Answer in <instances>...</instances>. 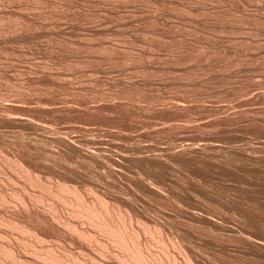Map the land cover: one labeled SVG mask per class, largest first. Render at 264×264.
<instances>
[{
    "label": "rangeland",
    "instance_id": "rangeland-1",
    "mask_svg": "<svg viewBox=\"0 0 264 264\" xmlns=\"http://www.w3.org/2000/svg\"><path fill=\"white\" fill-rule=\"evenodd\" d=\"M0 151V189L9 199L0 204V216L36 225L47 239L42 245L19 229L16 233V227L8 230L12 227L0 219V264L10 260L2 254L7 243L35 264H67L33 253L37 247L47 253V246L57 243L59 251L73 249L90 264L114 259L94 244L86 250L85 241L65 230L39 226L38 218L48 215L47 209L52 213L49 204L59 201L49 195L41 203L32 199L30 211L21 206L19 191L34 197L42 188L8 166L7 160L19 159L47 183L93 188L121 206L137 208L151 225L162 223L169 235L174 224L203 242L209 229H198L194 211L203 222L216 220L249 235L252 241L245 244L239 232L238 240L222 243L249 250L254 245L256 253L258 242H264V0H0ZM121 152L130 155L126 172L114 164L121 162ZM154 183L161 188L154 185L153 193L141 187ZM176 195L182 207L173 202ZM69 210L60 203L61 214L68 216ZM141 237L163 255L165 247L155 238ZM211 246L207 254L194 252L202 264L230 263ZM173 249L170 253L184 264ZM209 254L215 260L212 255L207 261ZM239 256L231 263H243ZM252 260L249 264L259 263Z\"/></svg>",
    "mask_w": 264,
    "mask_h": 264
},
{
    "label": "bare ground",
    "instance_id": "bare-ground-1",
    "mask_svg": "<svg viewBox=\"0 0 264 264\" xmlns=\"http://www.w3.org/2000/svg\"><path fill=\"white\" fill-rule=\"evenodd\" d=\"M5 106V105H4ZM5 108V107H4ZM29 120V119H28ZM33 121V120H32ZM37 122V121H36ZM33 123V122H32ZM37 123H39V122H37ZM34 124V123H33ZM48 125V124H47ZM37 127H39V126H37ZM42 127V126H41ZM51 129V128H50ZM110 131V130H109ZM110 142V141H109ZM138 142V141H137ZM113 143V142H112ZM131 143V142H130ZM120 144V143H119ZM111 145V144H110ZM115 145V144H114ZM126 145V144H125ZM131 145V144H130ZM138 145V144H137ZM109 146V145H108ZM133 146H135V145H133ZM103 147H105V146H103ZM123 147V146H122ZM142 147V146H141ZM111 148V147H110ZM139 148V147H138ZM100 149V148H99ZM98 149V150H99ZM109 149V148H108ZM122 149V148H121ZM128 149V148H127ZM131 149H132V147H131ZM104 150H106V149H104ZM110 150V149H109ZM112 150V149H111ZM117 150V149H116ZM116 150H115V152H116ZM143 150V149H142ZM145 150V149H144ZM119 151V150H118ZM124 151V150H123ZM138 151V150H137ZM1 152V151H0ZM99 152V151H98ZM103 152V151H102ZM125 152V151H124ZM2 153V152H1ZM109 153H111V152H109ZM143 153V152H142ZM89 154V153H88ZM87 154V155H88ZM91 154V153H90ZM99 154V153H98ZM105 154V153H104ZM118 154V153H117ZM143 154H145V153H143ZM52 155V154H51ZM85 155V154H84ZM101 155V154H100ZM113 155V154H112ZM115 155V154H114ZM113 155V156H114ZM121 156V162H116V163H114L117 167H119L120 169H121V171L122 170H124L125 168H124V163H126L125 161H127L128 160V158H129V156H128V154H126V153H122L121 152V154H120ZM4 156V155H3ZM2 156V157H3ZM7 156V155H6ZM86 156V155H85ZM91 156H93V155H91ZM87 158H88V156H86ZM94 157H95V155H94ZM101 157V156H100ZM137 157V156H136ZM138 157H139V155H138ZM18 158V157H17ZM93 158V157H92ZM98 158V157H97ZM106 158V157H105ZM110 158V157H109ZM142 158V157H141ZM19 159V158H18ZM84 159V158H83ZM102 158H100V160H101ZM117 159V158H116ZM150 159V158H149ZM0 160H1V157H0ZM6 160V159H5ZM23 160V159H22ZM21 160V161H22ZM85 160H87V159H85ZM95 160V159H94ZM96 160H98V159H96ZM134 160V159H133ZM139 160V159H138ZM78 161H80V160H78ZM89 161V160H88ZM105 161H106V159H105ZM109 161V160H108ZM115 161V160H114ZM119 161V160H118ZM128 161H130V160H128ZM1 162V161H0ZM3 162V161H2ZM7 162H9V165L8 166H10L11 168H13V170L14 171H17V173H18V175L19 174H21V175H23V179H25L24 177H26L27 178V180L29 181V183H31V186H32V184L34 185L35 184V186H39L40 188H42V192L40 193V194H38V195H35V193H34V197L32 196V194L30 193H27V192H24V193H20V191H19V193L17 194L16 192V194H17V197H18V199L19 200H17V201H19L20 202V204H21V206L22 207H24L25 209H27L28 211H30L28 208H30V202H31V200L32 199H35V200H38V201H40V203H41V201L42 202H44V200H46L47 199V196H52V197H54V199H57L61 204H65V205H68V206H70V210L69 211H67V212H69L70 214L67 216V215H64V214H61L60 213V203L58 204V203H56V202H54V200H53V202H49L50 204L49 205H51V209H52V213L50 212L51 210H48L47 209V212L49 211V213H48V215H47V213H45L44 214V218H42V217H39L38 218V220L37 221H39V226H43L44 228H46V229H50L49 231H52V229H56V230H59V232H60V230L62 231H67L69 234H71L70 236L74 239V240H78V241H81V242H83V241H85V242H83V243H87V245L86 246H88L87 247V249L86 250H89L88 248H90L89 246H92L93 244L94 245H96L98 248H99V252L101 251V253L102 254H104V255H108V254H110L111 255V257L113 256L114 257V259H113V261H111L113 264H182V263H178L177 262V257L175 256V254H171L170 253V250L172 249V248H174L175 250H178V256L179 255H181V258L183 259V261H184V264H202V263H204V261L203 262H200L199 260L200 259H197V258H199V257H196V255L194 254V252L196 251V250H202V249H204V251H202V252H205V250L207 249V248H210V245H215V246H211V247H216V246H218L219 247V249H217L218 247H216V249L218 250V251H220V253L218 254L219 256H221L222 254L224 255H222L223 257H227V259H228V261L227 260H225V258H222V257H220V258H222V259H224L222 262H224V261H227V262H229L230 261V263L229 264H232L231 262H234V261H237V258H238V256L240 255V254H242L241 256L243 257V259H245L244 261H242L240 258V256H239V260L241 261V262H243V263H239L240 261H238L237 263H239V264H244L245 263V261H247L246 263L247 264H249V262H251V261H249V260H252V256L254 255V257H253V259L256 257V259H254V260H257L259 263H257V261H256V263L257 264H264V253H260V250L262 249V251L264 252V242L263 243H261L260 241L258 242V247L259 248H261V249H259V248H257L256 249V253L253 251V252H251V250H255L254 248H256L254 245H252L253 247V249H251V247H250V250L247 248V247H249V246H244V244H245V242H246V240H248V241H252V238L249 236V235H244V234H242V235H244V236H241V233H244V232H239L240 234H239V236L240 237H244L245 238V241H244V239L242 240V238H240V237H238L239 239H241V242H243L244 241V244H242L244 247H245V249H244V251L242 250V249H240V248H237V245H235L234 247L233 246H231L230 245V242H229V244H226L228 241H231V243H232V240H233V238L234 239H237V238H235L234 236H237L238 234V232H235V231H237V230H234L233 231V229H228V227L226 226V228L223 226V224L222 223H215V221L214 222H211V221H206L207 223H208V226L207 225H205L204 223H206V222H203V216H201V215H197L194 211H192L193 213H192V215H193V218L194 219H196L197 220V222H198V224H195L197 227H198V229L199 228H202V230H203V228H204V230H208L207 232H204V235L206 234V236H203V237H205V239H203V237L201 238L202 240H203V242L202 241H200L201 242V244H200V242H199V240H198V237L199 236H197L193 231H191L190 229L189 230H187V231H181V229H178L176 226H174V224H169L170 225V229L173 231L172 232V235H169V233L167 232V231H165V229H164V227L161 225V224H154V225H151L148 221H146V220H144L138 213H137V211H136V209H134V207L133 206H129V207H126V206H121L119 203H117V202H115V201H113V200H111L110 198L108 199L107 198V196H105L104 194H101L99 191H96V190H94L93 188L92 189H87V190H83L82 188H80V187H82V186H76L75 184H68V183H66V182H63V183H61V182H58L57 181V183L55 182L54 184L52 183H47V181L45 182V181H43V180H41L40 179V177H39V175L37 176V175H35L31 170H29V168H27V167H25L24 165H25V163H21L20 162V159H19V161L18 160H12V161H10V160H7ZM26 162V161H25ZM85 162V161H84ZM143 162V161H142ZM148 162V161H147ZM6 163V162H5ZM88 163V162H87ZM91 163V162H90ZM89 163V164H90ZM98 163V162H97ZM102 163V162H101ZM133 163V162H132ZM1 164V163H0ZM31 164V163H30ZM76 164V163H75ZM83 164H85V163H83ZM131 164V163H130ZM141 164V163H140ZM27 165V164H26ZM32 165V164H31ZM38 165V164H37ZM108 165V164H107ZM115 165H113V164H111V166H115ZM126 165V164H125ZM133 165V164H132ZM143 165H145V163L143 164ZM2 166V165H1ZM5 166H7V165H5ZM80 166V165H79ZM95 166V165H94ZM102 166V165H101ZM135 166H137V165H135ZM142 166V165H141ZM37 167V166H36ZM71 167V166H70ZM81 167V166H80ZM126 167V166H125ZM152 167V166H151ZM38 168V167H37ZM77 168V167H76ZM86 168H88V167H86ZM90 168H91V166H90ZM101 168H103V167H101ZM131 168V167H130ZM141 168V167H140ZM149 168V167H148ZM70 168H68V170H69ZM74 169V168H73ZM114 169V168H113ZM118 169V168H117ZM139 169V168H138ZM144 169V168H143ZM142 169V170H143ZM147 169V168H146ZM72 170V169H71ZM69 171V172H72V171ZM87 170V169H86ZM95 170V169H94ZM108 170V169H107ZM128 170V169H127ZM133 170H134V167H133ZM0 171H2V170H0ZM33 171H35V170H33ZM40 171V170H39ZM74 171H76V170H74ZM104 171H105V169H104ZM125 171V170H124ZM108 172V171H107ZM123 172V171H122ZM126 172V171H125ZM124 172V173H125ZM14 173V172H13ZM16 173V172H15ZM36 173H38V172H36ZM91 173H92V171H91ZM117 173H119V172H117ZM124 173H122V174H124ZM148 173V172H147ZM147 173H146V175H147ZM40 174V173H39ZM74 174V173H73ZM77 174V173H76ZM116 174V173H115ZM131 174V173H130ZM151 174V173H150ZM153 174V173H152ZM17 175V176H18ZM113 175V174H112ZM134 175V174H133ZM132 175V176H133ZM172 175V174H171ZM170 175V176H171ZM11 176V175H10ZM73 176V175H72ZM75 176V175H74ZM73 176V177H74ZM77 176H78V174H77ZM110 176V175H109ZM127 176V175H126ZM131 176V177H132ZM20 177V176H19ZM70 177H71V174H70ZM92 177H94L95 178V176H92ZM150 177V176H149ZM157 178H158V176H156ZM11 178V177H10ZM127 178V177H126ZM163 178H164V176H163ZM169 178V177H168ZM76 179V178H75ZM93 179V178H92ZM102 179V178H101ZM134 179V178H133ZM142 179V178H141ZM145 179V178H144ZM67 180V179H66ZM100 180V179H99ZM113 180V179H112ZM138 180H140V179H138ZM162 180V179H161ZM161 180H159V181H161ZM25 181V180H24ZM69 181V180H68ZM72 181V180H71ZM107 181V180H106ZM130 181V180H129ZM141 181V180H140ZM139 181V182H140ZM144 181V180H143ZM146 181V180H145ZM156 181V180H155ZM158 181V180H157ZM156 181V182H157ZM157 182V183H159V184H161L162 182ZM80 182V181H79ZM99 182V181H98ZM97 182V183H98ZM102 182V181H101ZM113 182V181H112ZM112 182H110V183H112ZM164 182V181H163ZM188 182V181H187ZM145 183V182H144ZM143 183V184H144ZM149 183H150V181H149ZM179 183V182H178ZM87 184V183H86ZM94 184V183H93ZM106 184V183H105ZM113 184V183H112ZM181 184H182V182H181ZM26 185V184H25ZM95 185H97V184H95ZM108 185V184H107ZM116 185V184H115ZM139 185H140V183H139ZM154 185H156L157 186V188L158 187H160V185H158V184H156V183H154V184H148V186H141L144 190H146L148 193L149 192H152L153 193V191H152V189L154 190V189H156V186H154ZM161 185H163V184H161ZM169 185V184H168ZM167 185V186H168ZM196 185V184H195ZM106 186V185H105ZM117 186V185H116ZM170 186H171V184H170ZM182 186V185H181ZM192 186V185H191ZM24 187V186H23ZM22 187V188H23ZM86 187V186H85ZM110 187V186H109ZM177 187V186H176ZM28 188V187H27ZM84 188V187H83ZM135 188V187H134ZM161 188V187H160ZM185 188V187H184ZM3 189V188H2ZM99 189V188H98ZM110 189V188H109ZM130 189V188H129ZM166 189V188H165ZM164 189V190H165ZM170 189H171V187H170ZM175 189V188H174ZM21 190V189H20ZM22 190H25V189H22ZM44 190V191H43ZM115 190V189H114ZM120 190V189H119ZM132 190V189H131ZM138 190V189H137ZM142 190V189H141ZM157 190V189H156ZM155 190V191H156ZM177 190V189H176ZM26 191H29V190H27L26 189ZM103 191V190H102ZM110 191H112V190H110ZM121 191V190H120ZM168 191V190H167ZM14 192V191H13ZM130 192V191H129ZM135 192V191H134ZM112 193V192H111ZM114 193V192H113ZM116 193V192H115ZM123 193V192H122ZM132 193H133V191H132ZM143 193V192H142ZM154 193H156V192H154ZM168 193V192H167ZM10 194V193H9ZM12 194V193H11ZM37 194V193H36ZM117 194V193H116ZM121 194V193H120ZM137 194V193H136ZM135 194V195H136ZM147 194V193H146ZM156 194H158V193H156ZM160 194H161V192H160ZM163 194V193H162ZM161 194V195H162ZM173 194V193H172ZM8 195V194H7ZM7 195H5L4 193H3V191H1V189H0V204H9V202H8V198L6 197ZM91 195V196H90ZM108 195V194H107ZM112 195V194H111ZM165 195V194H164ZM182 195V194H181ZM184 195V194H183ZM199 195V194H198ZM204 195V194H203ZM117 196H120V195H117ZM130 196V195H129ZM133 196V195H132ZM143 196V195H142ZM155 196H157V195H155ZM167 196V195H166ZM171 196V195H170ZM180 196V195H179ZM179 196H175V198L173 199V200H171V201H173V202H175V204H177L176 206L177 207H182V201H181V198H179ZM193 196V195H192ZM9 197H10V195H9ZM14 197V196H13ZM51 197V198H52ZM109 197V196H108ZM139 197V196H138ZM140 197H141V193H140ZM154 197V196H153ZM162 197V196H161ZM168 197V196H167ZM201 197V196H200ZM14 198H16V197H14ZM50 198V197H49ZM48 198V199H49ZM129 198V197H128ZM131 198V197H130ZM137 198V197H136ZM143 198V197H142ZM145 198V197H144ZM148 198V197H147ZM151 198V197H150ZM156 198V197H155ZM202 198V197H201ZM200 198V199H201ZM204 198V197H203ZM53 199V198H52ZM117 199V198H116ZM115 199V200H116ZM159 199V198H158ZM164 199V198H163ZM168 199V198H167ZM170 199V198H169ZM13 200V199H12ZM119 200H121V198L119 199ZM135 200V199H134ZM141 200V199H140ZM148 200V199H147ZM183 200V199H182ZM196 200V199H195ZM206 200V199H205ZM14 201V200H13ZM126 201H128V200H126ZM137 201L139 202V200H138V198H137ZM142 201V200H141ZM155 201H156V199H155ZM190 201V200H189ZM120 202V201H119ZM133 202V201H132ZM131 202V203H132ZM161 202V201H160ZM201 202H204V201H201ZM11 203V202H10ZM39 203V202H38ZM143 203H144V201H143ZM150 203V202H149ZM157 203V202H156ZM12 204V203H11ZM15 204H17V203H13V205L15 206ZM146 204V203H145ZM172 204V203H171ZM197 204V203H196ZM44 205H45V203H44ZM134 205V204H133ZM136 205V204H135ZM140 205V204H139ZM150 205V204H149ZM148 205V206H149ZM184 205V204H183ZM193 205V204H192ZM12 206V205H11ZM17 206V205H16ZM39 206H40V204H39ZM171 206V205H170ZM169 206V207H170ZM174 206V205H173ZM2 207H4V206H2ZM1 207V208H2ZM19 207V206H18ZM44 207V206H43ZM61 207H62V205H61ZM5 208V207H4ZM7 208V207H6ZM9 208H10V205H9ZM17 208V207H16ZM50 208V207H49ZM66 208V207H65ZM11 209H12V207H11ZM18 209H20V207L18 208ZM67 209V208H66ZM153 209V208H152ZM14 210V209H13ZM17 210V209H16ZM27 210L26 211H24V212H27ZM32 210V209H31ZM39 210L40 209H38V212H39ZM65 210V209H64ZM63 210V212H65ZM141 210V209H140ZM181 210V209H180ZM21 211V210H20ZM23 211V210H22ZM145 211V210H144ZM152 211V210H151ZM167 211V210H166ZM176 211V210H175ZM178 211V210H177ZM214 211V210H213ZM216 211V210H215ZM6 213V212H5ZM28 213V212H27ZM36 213V212H35ZM40 213V212H39ZM38 213V214H39ZM43 213V212H42ZM51 213V214H50ZM157 213V212H156ZM155 213V214H156ZM168 213V212H167ZM210 213V212H209ZM7 214V213H6ZM11 214V213H10ZM15 214V213H14ZM22 214V213H21ZM31 214V213H30ZM37 214V213H36ZM68 214V213H67ZM168 214H170V213H168ZM186 214V213H185ZM202 214V213H201ZM224 214V213H223ZM24 215V214H23ZM29 215V214H28ZM32 215V214H31ZM205 215V214H204ZM225 215V214H224ZM30 216V215H29ZM168 216V215H167ZM190 216V215H189ZM201 216V217H200ZM229 216V215H228ZM13 217V216H12ZM14 217H15V215H14ZM33 217V216H32ZM38 217V216H37ZM76 217H78V218H80V220H81V218L82 219H84V220H86V221H88L92 226H90V227H85L84 226V224H83V222L81 223V222H79L80 220L79 219H77ZM153 217V216H152ZM219 217V216H218ZM225 217H226V215H225ZM74 218H76V219H74ZM212 218H213V216H212ZM0 219H1V222H3L5 225H10L12 228L10 229H8V230H12V229H14L15 227H16V231L19 229L21 232H23V234H25V233H27V235H29V236H32V238L34 237L36 240H38L39 242H41V241H43V242H41L42 243V245L43 244H46V242L44 241L45 239H46V235H44L45 236V239H44V237H42L43 235H41L42 234V228L40 229L39 228V231H38V228H36V225H35V227H31V226H29V224H27L26 225V223L24 224V223H22V224H19V222L17 223V220L15 221V220H13L11 217H5V216H3V214L0 216ZM30 219V218H29ZM164 219H166V217L164 218ZM168 219V218H167ZM191 219V218H190ZM233 219V218H232ZM21 220V219H20ZM79 220V221H78ZM169 220V219H168ZM196 220H194V222L196 221ZM211 220V219H210ZM214 220V219H213ZM228 220V219H227ZM236 220V219H235ZM27 221H28V219H27ZM163 221V220H162ZM165 221V220H164ZM171 221V220H170ZM229 221V220H228ZM241 221V220H240ZM187 222V221H186ZM190 222V221H189ZM202 223V225L200 224V223ZM34 223H36V222H34ZM85 223V222H84ZM87 223V222H86ZM85 223V224H86ZM172 223V222H171ZM234 223V222H233ZM241 223V222H240ZM31 224V223H30ZM2 225V224H1ZM0 225V226H1ZM87 225V224H86ZM193 225H194V223L193 222H190V226L191 227H193ZM223 227H222V226ZM225 225V224H224ZM228 225V224H227ZM238 225H241V224H238ZM9 226V227H10ZM34 226V225H33ZM38 226V227H39ZM229 226V225H228ZM234 226V225H233ZM4 227V226H3ZM14 227V228H13ZM166 227V226H165ZM238 227V226H237ZM180 228H182V227H180ZM196 228V227H195ZM205 228H207V229H205ZM240 228V227H239ZM45 229V230H46ZM184 229V228H183ZM193 229V228H192ZM41 230V231H40ZM53 230V231H54ZM168 230V229H167ZM195 230V229H194ZM197 230V229H196ZM239 230V229H238ZM170 231V230H169ZM245 231V230H244ZM41 232V233H40ZM235 232V233H234ZM7 233V232H6ZM16 233H18V231L16 232ZM44 233H46V232H44ZM66 233V232H65ZM142 234L144 235H146V234H150L153 238H155V240H157L158 241V243H160V244H162L163 246H162V248L163 247H165V251H161L162 253H163V255L161 256L160 254H158L155 250H151L150 249V247H148L144 242H143V239H142ZM234 234H237V235H234ZM5 236H6V234H4ZM3 235V236H4ZM7 235H9L8 233H7ZM18 235H20V233L18 234ZM22 235V234H21ZM54 235V234H53ZM56 235V234H55ZM57 235H59V234H57ZM102 235V236H101ZM1 236V235H0ZM2 236V237H3ZM26 236V235H25ZM51 236V235H50ZM64 236V235H63ZM69 236V235H68ZM104 236V237H103ZM201 236V235H200ZM24 237V236H23ZM53 237V236H52ZM55 238H57L58 240H60L61 238H59V237H57V236H54ZM53 237V238H54ZM61 237V236H60ZM149 237V236H148ZM197 237V238H196ZM7 238V237H6ZM17 238V237H16ZM20 238H22V237H20ZM19 237H18V240L20 239ZM27 238H28V236H27ZM32 238H31V240H32ZM54 238V239H55ZM200 238V237H199ZM224 238H226V239H224ZM250 238H251V240H250ZM5 239V238H4ZM9 239V238H8ZM7 239V240H8ZM50 239V238H49ZM52 239V238H51ZM57 239H55V241L57 240ZM222 239H224V240H226V241H224V240H222ZM228 239V240H227ZM16 240V239H15ZM20 240H22V239H20ZM19 240V241H20ZM25 240V239H24ZM36 240H34V241H36ZM47 240V239H46ZM198 240V241H197ZM238 240V239H237ZM255 240H256V238H255ZM10 241V240H9ZM13 241V240H12ZM29 241V240H28ZM33 241V242H34ZM54 241V242H55ZM62 241V240H61ZM61 241H58V242H61ZM73 241V240H72ZM222 241H224V242H226V243H222ZM236 241V240H235ZM240 241V240H239ZM256 241H258V240H256ZM7 242V241H6ZM21 242H23V241H21ZM26 242V241H25ZM24 242V243H25ZM39 242H36V243H39ZM52 242V241H51ZM50 242V243H51ZM66 242H67V240H66ZM70 242V241H69ZM77 242V241H76ZM234 242V241H233ZM249 242V243H250ZM35 243V242H34ZM40 243V244H41ZM57 243V242H56ZM68 243V242H67ZM72 243V242H71ZM157 243V242H156ZM248 242L246 243L247 245L249 244ZM253 243L255 244V242H254V239H253ZM20 244V243H19ZM26 244V243H25ZM28 244H29V242H28ZM49 244V243H48ZM57 244H60L61 245V243H57ZM79 244V243H78ZM81 244V243H80ZM79 244V245H80ZM234 244V243H233ZM0 245H1V243H0ZM4 245V244H3ZM16 245H18V244H16ZM23 245V244H22ZM35 245H37V244H35ZM41 245V246H42ZM56 244H54V245H50V246H47V250L46 251H48L47 253L46 252H43V251H45L44 249H38V247H37V249H32L33 250V253H34V255L35 256H37V258H39V257H45L46 259L48 258V260H53V261H65L67 264L69 263H71V264H90L88 261L90 260V259H87V260H85L84 258H86V257H84L83 258V260H82V258L79 260V258L78 257H76L75 255L77 254V252H75L76 254L74 255L73 253L74 252H72L73 251V249H72V251H71V253H66L65 251H64V253L63 252H61V251H59L57 248L60 246H58V245H56ZM69 245H71V244H69ZM84 245V244H83ZM159 245V244H158ZM250 246H251V243L249 244ZM255 245H257V242H256V244ZM26 246V245H25ZM30 246H31V244H30ZM30 246H27V248L28 247H30ZM62 246V245H61ZM64 246V245H63ZM161 246V245H160ZM19 247V246H18ZM17 247V249H19ZM35 247V246H34ZM65 247H66V245H65ZM83 247V246H82ZM239 247V246H238ZM241 247V246H240ZM23 248H25V247H23ZM42 248H44V247H42ZM64 248V247H63ZM67 248V247H66ZM85 248V247H84ZM93 247H91L90 249H92ZM161 248V247H160ZM171 248V249H170ZM0 249H1V247H0ZM26 249V248H25ZM29 249V248H28ZM65 249V248H64ZM70 249V248H69ZM82 249V248H81ZM96 249V248H95ZM94 249V250H95ZM120 249V250H119ZM173 249V250H174ZM210 249H213V248H210ZM215 249V248H214ZM215 249V250H216ZM2 254L4 253L5 254V256L7 257V258H9L10 260H6V258L5 259H2V260H6L5 262L3 261L2 262V264H35V263H32V261L31 260H28V259H26V260H24V258H21V256L18 254V253H20V252H17L16 251V249H15V247L12 245V243L11 244H9V243H7V245H4L3 247H2ZM24 250V249H23ZM215 250H212V252L214 251L216 254L218 253V252H216ZM259 250V251H258ZM28 251V250H27ZM67 251H69V250H67ZM69 251V252H70ZM96 251V250H95ZM98 251H97V253H98ZM160 251V250H159ZM25 253H26V251H24ZM86 252V251H85ZM84 252V253H85ZM172 252V251H171ZM201 252V251H200ZM208 252V251H207ZM211 252V253H212ZM213 252V254H215ZM237 252L239 253L238 255H237ZM22 253V252H21ZM24 253V254H25ZM83 253V252H82ZM83 253V254H84ZM96 253V252H95ZM100 253V254H101ZM206 253V252H205ZM205 253H203L204 254V256H205ZM1 254V255H2ZM78 254H80V253H78ZM94 254V253H93ZM99 254V253H98ZM198 254V253H197ZM207 254V253H206ZM212 254V255H213ZM22 255V254H21ZM26 255H28V252L26 253ZM86 255V254H85ZM87 255H89V254H87ZM107 255H106V257H107ZM110 255H108V256H110ZM202 255V254H201ZM210 255V254H209ZM212 255H210V256H207L208 257V259H206L207 261H210L211 259H213V257H214V260H215V258H216V256H214L213 255V257L212 258H210V260H209V257H211ZM250 255H252V256H250ZM78 256V255H77ZM80 256V255H79ZM91 256V255H90ZM200 256V255H199ZM24 257V256H23ZM93 256H91L90 258L91 259H93L92 258ZM97 257V256H96ZM95 257V258H96ZM112 257V258H113ZM34 258V257H33ZM36 258V259H37ZM87 258H89V257H87ZM108 258V257H107ZM180 258V257H179ZM206 258V257H205ZM32 259V258H31ZM35 259V260H36ZM41 259H43V258H41ZM97 259V258H96ZM102 259V258H101ZM218 259H219V257H218ZM1 260V261H2ZM34 260V259H33ZM38 260V259H37ZM48 260H46V261H48ZM94 260V259H93ZM110 260V259H109ZM202 260V259H201ZM254 260H252V262L254 261ZM43 261V260H42ZM41 261V262H42ZM96 261V260H95ZM99 261V260H98ZM213 261V260H212ZM212 261H210V262H212ZM217 259L215 260V263L214 264H216L217 262ZM33 262H38V261H33ZM40 262V263H41ZM94 262V261H93ZM107 262H108V260H107ZM180 262H182L181 260H180ZM210 262H208L209 264H211ZM48 263H50L49 261H48ZM58 263V262H57ZM104 263V262H103ZM112 263H110V264H112ZM206 263V262H205ZM207 263V264H208ZM219 263V262H218ZM255 263V262H254ZM38 264V263H37ZM44 264V263H43ZM51 264H53V263H51ZM63 264H64V262H63ZM93 264V263H92ZM94 264H96V262L94 263ZM98 264V263H97ZM99 264H101V263H99ZM105 264H106V262H105ZM221 264V263H220ZM223 264V263H222ZM226 264H228V263H226ZM233 264H236V263H233ZM250 264H253V263H250Z\"/></svg>",
    "mask_w": 264,
    "mask_h": 264
}]
</instances>
